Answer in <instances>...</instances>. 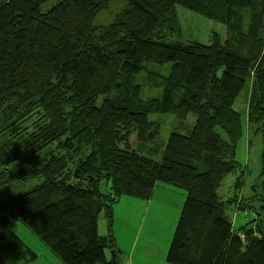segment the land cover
I'll return each mask as SVG.
<instances>
[{"label": "trees", "instance_id": "1", "mask_svg": "<svg viewBox=\"0 0 264 264\" xmlns=\"http://www.w3.org/2000/svg\"><path fill=\"white\" fill-rule=\"evenodd\" d=\"M50 1L0 2V59L19 54L15 68L0 65L6 249L18 241L17 222L62 264H120L112 206L123 196L149 199L161 183L185 192L167 263L264 264V231H235L216 194L241 170L234 104L248 89L245 117L261 136L264 178V33L253 38L243 27L245 17L264 18V0H125L105 26L94 19L111 0H53L40 11ZM177 8L220 24L224 38L181 39ZM20 28L16 49L11 31ZM154 71L164 73L161 89L144 98L137 77ZM150 116L176 118L165 140ZM260 184L250 201L264 212Z\"/></svg>", "mask_w": 264, "mask_h": 264}, {"label": "rangeland", "instance_id": "2", "mask_svg": "<svg viewBox=\"0 0 264 264\" xmlns=\"http://www.w3.org/2000/svg\"><path fill=\"white\" fill-rule=\"evenodd\" d=\"M53 4L54 1L51 0L40 11H46ZM124 7L125 0H111L109 7L97 14L94 24L108 25ZM33 14L37 12L34 11ZM176 17L180 38L183 40L208 44L210 37L215 33L221 39L225 36L224 27L220 24L183 8L176 9ZM243 27L249 36L255 38L261 32L264 33V18L261 15L245 17ZM11 35L18 49L23 40L22 29L11 31ZM18 58L17 52L4 53L0 59V65L13 69L16 67ZM154 72L152 75L142 73L137 77L136 81L142 86L144 98L157 96L161 89L160 76H164V73ZM248 93L249 89L244 91L234 104L235 110L240 113L243 121V134L235 145L234 156L242 171L236 170L233 174L225 176L216 187V194L223 206L225 216L235 231L242 225H249L257 232L260 229L264 231V212L259 210L260 203L250 201V197L253 195L252 189L258 190L260 183L264 181L259 174V155L262 145L260 134L256 133L254 125L249 126L250 123L245 117ZM151 119L159 124L161 138L165 140L176 118L150 116L149 120ZM131 141L134 146L132 139ZM104 183L102 182V186L107 190L110 185H104ZM3 199L5 196L0 194V202ZM184 201L183 190L161 183L156 184L149 199L141 200L128 196L118 199L112 206L111 235L121 255L123 254L121 257L126 255V260L121 258L120 264H169L166 261V255ZM12 225L18 238V241L12 245L13 253L9 252L10 261L13 264H62L49 248L21 223L15 222ZM5 226H9V223L5 222ZM97 233L99 236H105L107 233L102 214L98 218ZM4 245L6 246V243L0 241V246ZM104 256L107 261L111 259L108 248L105 249Z\"/></svg>", "mask_w": 264, "mask_h": 264}, {"label": "crops", "instance_id": "3", "mask_svg": "<svg viewBox=\"0 0 264 264\" xmlns=\"http://www.w3.org/2000/svg\"><path fill=\"white\" fill-rule=\"evenodd\" d=\"M8 223V222H7ZM10 225V224H9ZM13 228V225H12ZM16 235V234H15ZM7 245L3 246V250L0 252V264H13L10 260H11V255L9 254V252L13 253V251L11 250L12 245L10 246V248L8 247L6 249ZM123 255V254H122ZM122 259L126 260V255L121 257Z\"/></svg>", "mask_w": 264, "mask_h": 264}]
</instances>
